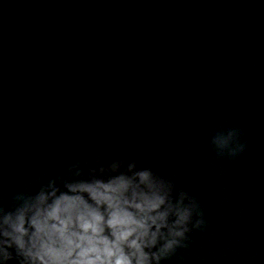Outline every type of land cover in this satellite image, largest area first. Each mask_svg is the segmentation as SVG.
<instances>
[{
	"label": "water",
	"instance_id": "1",
	"mask_svg": "<svg viewBox=\"0 0 264 264\" xmlns=\"http://www.w3.org/2000/svg\"><path fill=\"white\" fill-rule=\"evenodd\" d=\"M232 127L247 150L219 159ZM97 152L200 201L167 264H264V0H0V207Z\"/></svg>",
	"mask_w": 264,
	"mask_h": 264
},
{
	"label": "clouds",
	"instance_id": "2",
	"mask_svg": "<svg viewBox=\"0 0 264 264\" xmlns=\"http://www.w3.org/2000/svg\"><path fill=\"white\" fill-rule=\"evenodd\" d=\"M241 137L217 131V158L242 156ZM56 168L27 177L29 191L0 207V264H167L207 227L197 197L136 159L97 152Z\"/></svg>",
	"mask_w": 264,
	"mask_h": 264
}]
</instances>
